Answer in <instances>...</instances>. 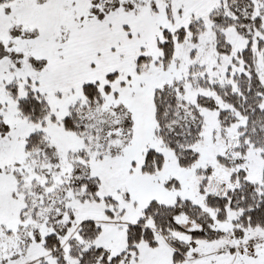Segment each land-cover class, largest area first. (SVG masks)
<instances>
[{
  "label": "snow or ice",
  "instance_id": "obj_1",
  "mask_svg": "<svg viewBox=\"0 0 264 264\" xmlns=\"http://www.w3.org/2000/svg\"><path fill=\"white\" fill-rule=\"evenodd\" d=\"M0 264H264V0H0Z\"/></svg>",
  "mask_w": 264,
  "mask_h": 264
}]
</instances>
